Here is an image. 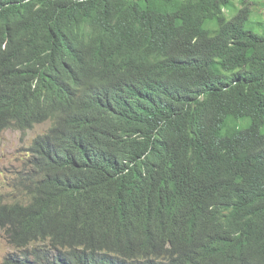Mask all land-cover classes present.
Listing matches in <instances>:
<instances>
[{"label": "trees", "instance_id": "1", "mask_svg": "<svg viewBox=\"0 0 264 264\" xmlns=\"http://www.w3.org/2000/svg\"><path fill=\"white\" fill-rule=\"evenodd\" d=\"M261 9L0 0V132L51 121L5 264H264Z\"/></svg>", "mask_w": 264, "mask_h": 264}, {"label": "rangeland", "instance_id": "2", "mask_svg": "<svg viewBox=\"0 0 264 264\" xmlns=\"http://www.w3.org/2000/svg\"><path fill=\"white\" fill-rule=\"evenodd\" d=\"M226 13L230 14L231 11L228 9ZM259 15H264L263 9L255 13L256 17ZM50 124L51 121L46 120L26 133L16 128L0 132V198L3 196L10 201L22 199V191L15 184L30 169L27 162L30 145L36 136L47 131ZM21 253L8 241L5 231L0 228V264H5L7 257H20Z\"/></svg>", "mask_w": 264, "mask_h": 264}, {"label": "clouds", "instance_id": "3", "mask_svg": "<svg viewBox=\"0 0 264 264\" xmlns=\"http://www.w3.org/2000/svg\"><path fill=\"white\" fill-rule=\"evenodd\" d=\"M45 121H46V120H45ZM45 121H44V122H45ZM42 123H43V122H42ZM37 124H39V123H37ZM35 125H36V124H35ZM35 125H34V127H35ZM50 125H51V124H50ZM34 127H33V128H34ZM49 127H50V126H49ZM33 128H30V129H33ZM8 129H9V128H8ZM19 130H20V129H19ZM27 130H29V129H27ZM27 130H26V131H27ZM47 130H48V129H47ZM26 131H25V132H26ZM44 133H45V132H44ZM42 134H43V133H42ZM39 135H40V134H39ZM36 137H37V136H36ZM36 137H35V138H36ZM28 151H29V150H28ZM29 155L31 156V152H30V151H29V153H28V156H29ZM28 159H29V158H28Z\"/></svg>", "mask_w": 264, "mask_h": 264}, {"label": "bare ground", "instance_id": "4", "mask_svg": "<svg viewBox=\"0 0 264 264\" xmlns=\"http://www.w3.org/2000/svg\"><path fill=\"white\" fill-rule=\"evenodd\" d=\"M85 72H87V70H85ZM63 120V119H62ZM26 133V132H25ZM71 208V207H70ZM117 232V231H116Z\"/></svg>", "mask_w": 264, "mask_h": 264}]
</instances>
